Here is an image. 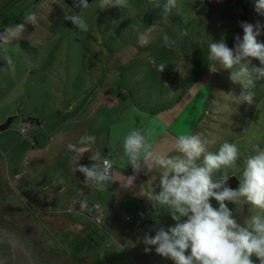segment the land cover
Returning a JSON list of instances; mask_svg holds the SVG:
<instances>
[{
    "label": "rangeland",
    "instance_id": "374dc122",
    "mask_svg": "<svg viewBox=\"0 0 264 264\" xmlns=\"http://www.w3.org/2000/svg\"><path fill=\"white\" fill-rule=\"evenodd\" d=\"M62 5L50 31L40 29L44 34L40 42H0V53L8 54L0 67V124L8 114H16L7 128L0 129V139L16 142L18 152L14 158L0 154L1 222L21 233L24 217L14 222L12 215L18 210L40 213L34 206L88 217L74 206L85 201L67 202L74 190L59 176L56 163L24 153L32 147L30 139L36 144L35 133L55 131L71 119L75 113L70 102L77 97L86 102L81 92L89 84L97 89L100 74L111 72L113 81L126 85L139 67L171 80L170 70L185 73L187 80L192 75L212 84L201 114L206 132L197 138L206 146L187 164L193 169L185 174L182 193L175 197L179 208L197 213L201 220L193 231L202 233L196 252L183 264L250 262L253 252L264 246V0H254L244 20L240 18L245 10L234 3L217 5L210 17L196 13L195 0H90L80 11ZM119 70L124 79L118 80ZM22 117L28 122L16 125ZM15 170L21 171V178H15ZM230 174L239 180L235 192L204 202L198 190L218 185ZM193 191L198 196L182 198ZM90 225L89 233H44V244L57 248L63 259L95 248L99 252L93 260V252L80 258L89 264H126L114 245L121 244L119 235L95 233L94 221ZM185 247L183 240L177 254ZM124 252L131 256L127 249ZM161 262H166L162 251L151 255L149 264Z\"/></svg>",
    "mask_w": 264,
    "mask_h": 264
},
{
    "label": "crops",
    "instance_id": "0c3cea01",
    "mask_svg": "<svg viewBox=\"0 0 264 264\" xmlns=\"http://www.w3.org/2000/svg\"><path fill=\"white\" fill-rule=\"evenodd\" d=\"M63 2L65 0H0V29L6 31L1 44L10 39L15 43L40 42L44 38L40 29L50 31L56 22L54 15ZM4 55L8 58V54L0 53V57ZM154 73L139 67L134 80L126 85L113 81L111 72L100 74L103 79L97 89L89 84L87 91L81 92L86 102L80 103L78 97L70 102L68 107L75 115L55 131L35 133L36 144L24 150V153L34 152L40 159L56 163L59 176L69 181L74 190L67 202L82 200L102 206L101 222H94L99 228H95V233H117L121 244L115 243V249L120 259L127 260L126 264H149L151 255L161 251L166 261L161 263L171 264L179 256V245L188 238L194 241L192 256L202 234L193 233L201 226L198 214L179 208L175 197L182 193L185 174L193 169L187 164L206 146L202 140L197 143V138H203L206 132L202 128L201 114L211 98L212 84L192 75L187 80L182 72L168 70L171 80L161 79ZM117 75L118 80L125 78L120 70ZM20 120L28 122L22 117L16 119V125H20ZM18 142L23 144L20 139ZM16 144L0 139V154L6 152L11 158L16 157ZM102 158L113 161L112 175L104 182L94 177ZM130 172H135L139 178L131 179ZM19 175L21 171L15 170V178H21ZM48 187L49 184L44 185V189ZM196 191L190 195L183 193L182 198L196 196ZM34 209L39 215L18 210L11 220L16 222L23 216L26 227L21 233H30L35 243L40 242L36 241L34 233H89L90 223L93 224V220L84 215L78 214L80 218H77L61 210L51 213L45 208L39 210L34 206ZM46 215L49 218H45ZM1 217L4 216L0 215V223ZM186 218L192 222L191 226ZM83 222L87 225L80 226ZM15 233L20 231L15 229ZM125 249L131 256L125 254ZM85 252H93L90 258L93 260L99 251L86 249L80 256ZM253 254L250 262L242 259L238 264H259L258 260L264 264V246ZM41 256L42 264L83 261L79 254L56 259L49 255L47 247ZM108 257L107 253L104 260Z\"/></svg>",
    "mask_w": 264,
    "mask_h": 264
},
{
    "label": "trees",
    "instance_id": "16d2710c",
    "mask_svg": "<svg viewBox=\"0 0 264 264\" xmlns=\"http://www.w3.org/2000/svg\"><path fill=\"white\" fill-rule=\"evenodd\" d=\"M66 4L73 9L74 11L82 10L87 4H89L90 0H65ZM254 0H195V11L201 17H210L214 14L217 5L234 3L238 7H241L245 10V14L240 18V20H244L246 13L251 6ZM6 31L4 29H0V42L5 38ZM6 63L5 57H0V67H2ZM12 115L7 116L4 122L0 124V129H5L8 127L10 120L12 119ZM239 180L235 177V175L230 174L224 181L215 186H206L202 187L198 190L200 196L207 200L218 199L222 200L227 198L229 195L235 192L238 188ZM189 240H185L186 243ZM189 245L181 250L179 256L175 261L171 264H183L188 257L190 256L194 241H189Z\"/></svg>",
    "mask_w": 264,
    "mask_h": 264
},
{
    "label": "flooded vegetation",
    "instance_id": "af4514ba",
    "mask_svg": "<svg viewBox=\"0 0 264 264\" xmlns=\"http://www.w3.org/2000/svg\"><path fill=\"white\" fill-rule=\"evenodd\" d=\"M29 234L15 233L10 225L0 223V264H42L44 262V258L41 256V253L46 249L42 237L44 233H34V238L36 241L39 240L41 245L35 243ZM48 252L54 258H59L57 248H48ZM77 264L88 263L79 261Z\"/></svg>",
    "mask_w": 264,
    "mask_h": 264
},
{
    "label": "built area",
    "instance_id": "2783aa9c",
    "mask_svg": "<svg viewBox=\"0 0 264 264\" xmlns=\"http://www.w3.org/2000/svg\"><path fill=\"white\" fill-rule=\"evenodd\" d=\"M25 124V123H23ZM26 128L23 127L21 130L24 131ZM30 143L35 145V140L30 139ZM113 172V161L110 158H102L98 164V170L95 173V178L98 181L104 182L108 181ZM129 177L133 180H137L139 177L135 172H130ZM75 208L78 210H85L87 216L96 223L101 222L103 215L102 206L99 203H85V202H76ZM141 213V211H140ZM189 241L186 242V245H189Z\"/></svg>",
    "mask_w": 264,
    "mask_h": 264
}]
</instances>
